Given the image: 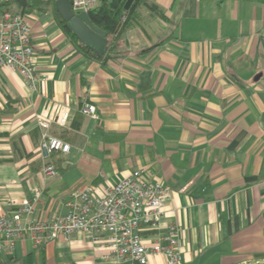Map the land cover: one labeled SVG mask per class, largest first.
<instances>
[{"label": "crops", "instance_id": "obj_1", "mask_svg": "<svg viewBox=\"0 0 264 264\" xmlns=\"http://www.w3.org/2000/svg\"><path fill=\"white\" fill-rule=\"evenodd\" d=\"M27 2L9 9L24 17L47 79L30 88L0 68V214L38 189L22 222L49 221L68 211L72 190L101 195L139 170L171 190L158 231L175 226L181 264H264V4L155 0L163 15L140 7L102 62L65 35L55 0ZM85 103L94 115L80 112ZM62 112L65 127L53 123ZM40 120L69 145L50 158L52 177L37 151ZM105 253L85 233L39 247L24 235L0 264H110Z\"/></svg>", "mask_w": 264, "mask_h": 264}, {"label": "built area", "instance_id": "obj_2", "mask_svg": "<svg viewBox=\"0 0 264 264\" xmlns=\"http://www.w3.org/2000/svg\"><path fill=\"white\" fill-rule=\"evenodd\" d=\"M14 0H0L1 3ZM98 6L97 0H71L73 12L88 13ZM34 52L29 38V27L17 13H0V68L16 71L25 83L34 88L47 77L36 68ZM80 112L94 115L95 107L83 104ZM65 127L67 114L62 112L53 121ZM40 137L37 147L44 161L43 174L52 177L56 169L50 158L54 153H67L69 145L49 133L50 122L38 121ZM171 190L160 182L145 178L139 170L96 194L91 187L74 189L67 202L68 211L49 221L27 220L23 216L34 213L40 190L21 203L8 200L7 206L16 208L12 215L0 214V251L14 246L15 240L29 235L35 246L55 240L59 236L68 240L75 233L89 234L93 243L100 244L106 253L103 258L110 264H147L151 255L163 257L165 264H181L182 249L176 228L158 231L163 217V206ZM155 231V232H154ZM145 233H151L145 236Z\"/></svg>", "mask_w": 264, "mask_h": 264}, {"label": "trees", "instance_id": "obj_3", "mask_svg": "<svg viewBox=\"0 0 264 264\" xmlns=\"http://www.w3.org/2000/svg\"><path fill=\"white\" fill-rule=\"evenodd\" d=\"M98 6L90 10L87 14L96 27L100 28L107 34V48L106 52L100 58V61L105 62L106 60L113 57V52L117 47L118 41L122 33L133 26L139 17V8L145 7L157 16H162L163 13L155 3V0H134L131 7L125 11L124 4L126 0H97ZM221 2L222 0H218ZM264 4V0H258ZM18 3L19 6L23 7L25 4L28 5L27 0H14L13 2L1 3L0 13L11 12L9 5L12 3ZM14 13V12H12ZM17 13V12H16ZM20 14V13H17ZM21 15V14H20ZM55 18L58 24L62 28L65 35H67L76 48L84 55L90 58H96L97 56L88 47L82 45L77 38L73 35L66 22L55 13Z\"/></svg>", "mask_w": 264, "mask_h": 264}, {"label": "water", "instance_id": "obj_4", "mask_svg": "<svg viewBox=\"0 0 264 264\" xmlns=\"http://www.w3.org/2000/svg\"><path fill=\"white\" fill-rule=\"evenodd\" d=\"M134 0H126L124 10L127 11ZM55 8L61 19L67 23L77 40L101 58L106 52L108 40L106 32L96 27L85 12L75 13L71 8V0H55Z\"/></svg>", "mask_w": 264, "mask_h": 264}]
</instances>
